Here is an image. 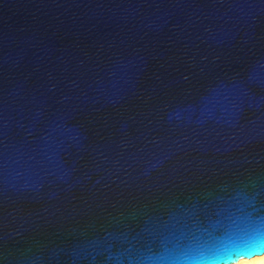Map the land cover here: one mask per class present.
Instances as JSON below:
<instances>
[{"label": "water", "instance_id": "obj_1", "mask_svg": "<svg viewBox=\"0 0 264 264\" xmlns=\"http://www.w3.org/2000/svg\"><path fill=\"white\" fill-rule=\"evenodd\" d=\"M264 254V0H0V264Z\"/></svg>", "mask_w": 264, "mask_h": 264}, {"label": "bare ground", "instance_id": "obj_2", "mask_svg": "<svg viewBox=\"0 0 264 264\" xmlns=\"http://www.w3.org/2000/svg\"><path fill=\"white\" fill-rule=\"evenodd\" d=\"M233 264V263H230ZM241 264H264V254L255 255L248 259L242 260Z\"/></svg>", "mask_w": 264, "mask_h": 264}, {"label": "clouds", "instance_id": "obj_3", "mask_svg": "<svg viewBox=\"0 0 264 264\" xmlns=\"http://www.w3.org/2000/svg\"><path fill=\"white\" fill-rule=\"evenodd\" d=\"M248 254H240L238 257L233 258V264H241L242 260L248 259Z\"/></svg>", "mask_w": 264, "mask_h": 264}, {"label": "snow or ice", "instance_id": "obj_4", "mask_svg": "<svg viewBox=\"0 0 264 264\" xmlns=\"http://www.w3.org/2000/svg\"><path fill=\"white\" fill-rule=\"evenodd\" d=\"M241 254H244V253H241ZM255 253H249L248 255H254Z\"/></svg>", "mask_w": 264, "mask_h": 264}]
</instances>
